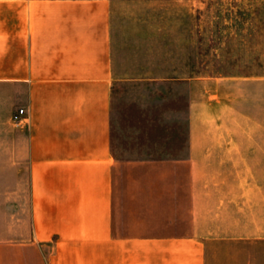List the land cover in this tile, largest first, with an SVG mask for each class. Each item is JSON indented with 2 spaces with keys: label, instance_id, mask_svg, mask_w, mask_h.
Instances as JSON below:
<instances>
[{
  "label": "crops",
  "instance_id": "0c3cea01",
  "mask_svg": "<svg viewBox=\"0 0 264 264\" xmlns=\"http://www.w3.org/2000/svg\"><path fill=\"white\" fill-rule=\"evenodd\" d=\"M114 3L0 0V264H264L202 84L118 56ZM251 88L264 170V67Z\"/></svg>",
  "mask_w": 264,
  "mask_h": 264
},
{
  "label": "rangeland",
  "instance_id": "374dc122",
  "mask_svg": "<svg viewBox=\"0 0 264 264\" xmlns=\"http://www.w3.org/2000/svg\"><path fill=\"white\" fill-rule=\"evenodd\" d=\"M114 22L118 56L142 72L202 84L203 145L227 150L221 161L228 167L212 173L243 181V241L263 243L264 170L253 155L262 145L253 119L262 114L251 76L264 67V0H115ZM4 254L10 258L11 251Z\"/></svg>",
  "mask_w": 264,
  "mask_h": 264
},
{
  "label": "built area",
  "instance_id": "2783aa9c",
  "mask_svg": "<svg viewBox=\"0 0 264 264\" xmlns=\"http://www.w3.org/2000/svg\"><path fill=\"white\" fill-rule=\"evenodd\" d=\"M25 109L20 108L13 116L14 121L18 124L22 121Z\"/></svg>",
  "mask_w": 264,
  "mask_h": 264
}]
</instances>
